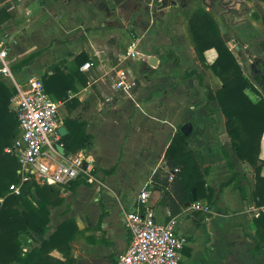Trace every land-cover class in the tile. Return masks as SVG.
Masks as SVG:
<instances>
[{"label":"crops","instance_id":"0c3cea01","mask_svg":"<svg viewBox=\"0 0 264 264\" xmlns=\"http://www.w3.org/2000/svg\"><path fill=\"white\" fill-rule=\"evenodd\" d=\"M17 1L9 6L11 17L0 27V34L8 33L10 40L7 48L11 68L42 50L31 64L16 71L22 75L19 79L12 69L23 90L30 78L41 79L54 63L62 62L64 71L72 69L80 53L89 57L83 64L94 63L88 70H81V64L86 84L79 83L76 90H69L68 102L58 101L60 127L64 126L67 134V119L83 123L91 137L89 144L71 151L60 140L53 148L47 147L44 154L45 161L54 163L68 156L84 157L92 165L90 179L80 176L65 184H53L60 189L63 200L50 206L45 234H27L28 249L40 246L64 221L73 220L76 229L70 247L54 248L52 256L63 260L72 257L74 264H118L131 240L124 224L128 212L136 207L149 208L160 220L171 217L169 207L160 203L162 192L153 187L150 178L164 165L165 149L178 128L189 123L190 146L202 152L208 167L206 180L215 195L211 203L196 197L194 201L200 202L201 208H190L192 202H188L175 216L176 228L186 238L180 264H264V255L256 252L254 257L252 252L256 248L254 217L264 209L257 207L250 196L255 167L236 156L226 132L225 116L216 100H208V91L219 90L222 81L198 59L189 30L190 16L199 9L208 11L222 33L232 34L227 45L245 76L257 91L261 90L255 77L259 76L264 84V0H161L147 3L144 12L136 0L119 5L113 0ZM6 3L9 0L0 2V9ZM52 3H58V13L54 10L57 5ZM39 11L46 13L47 19L37 27L29 28L17 20L21 15L33 21ZM255 12L260 17H251ZM24 30L25 36L18 35ZM44 30L46 40L32 42ZM57 32L62 34L57 36ZM97 34L102 39H97ZM68 42L74 47L55 54L56 48ZM48 54L52 56L46 58ZM204 55L211 65L217 51L209 48ZM41 67L43 72L39 73ZM118 70H129L136 77L133 89L113 87L108 72ZM186 71L196 73L184 76ZM0 81L11 86L1 73ZM246 92L255 100L254 90ZM10 108L14 112L12 101ZM223 149L234 162L233 168L223 156ZM260 157L264 159V137ZM126 162L130 165L125 166ZM233 171L239 173L246 187L245 197L234 182L228 183ZM76 181L82 182L75 185ZM149 189L143 203L140 193Z\"/></svg>","mask_w":264,"mask_h":264},{"label":"trees","instance_id":"16d2710c","mask_svg":"<svg viewBox=\"0 0 264 264\" xmlns=\"http://www.w3.org/2000/svg\"><path fill=\"white\" fill-rule=\"evenodd\" d=\"M10 17L9 4L6 3L0 9V27ZM189 30L198 59L204 66H210L222 81V87L216 92L209 90L207 97L217 101L225 116L226 132L236 156L255 167V183L250 196L257 207L264 208V159L260 157L264 137V97L253 100L247 94V89L258 91L227 45L232 34L229 31L222 33L208 11L199 9L190 16ZM209 48L217 51V58L211 65L207 64L204 55ZM41 53L42 50L31 53L14 64L13 71L31 64ZM88 58L85 53H80L74 59L76 66L68 71L63 70L62 62L52 64L41 74L45 91L57 101L68 102L69 90H76L79 83L87 82L80 66ZM194 73L196 71H186L184 76ZM255 79L264 89L262 79L259 76ZM14 92L10 85L0 81V264H74L72 257L63 260L51 255L54 248L70 247L76 229L73 220L61 223L40 246L24 250V236L31 232L45 234L49 229L50 206L60 204L63 199L60 189L48 183H25L20 194L10 190V185L19 181L17 170L20 167L17 156L6 149L12 147L19 136V122L10 108ZM65 122L69 132L61 140L66 148L76 151L89 144L91 137L86 134L83 123L70 119ZM190 136L178 128L165 149L164 165L150 178L153 187L162 192L160 203L169 207L171 217L180 214L185 203L193 202L194 195L208 203L215 195L214 188L206 180L208 167L204 156L200 150L190 146ZM222 152L233 168L234 162L227 151L223 149ZM80 182L76 181L75 185ZM231 182L245 197L246 187L238 172H232L228 180ZM254 223L256 248L252 252L255 257L256 252L264 255V209L259 210Z\"/></svg>","mask_w":264,"mask_h":264},{"label":"built area","instance_id":"2783aa9c","mask_svg":"<svg viewBox=\"0 0 264 264\" xmlns=\"http://www.w3.org/2000/svg\"><path fill=\"white\" fill-rule=\"evenodd\" d=\"M0 73L16 89L12 97L14 112L19 122V138L8 151L13 152L19 161V181L10 185L16 194L22 192L25 183L65 184L80 176L90 179L92 165L84 157L68 156L58 163L44 160L45 149L58 144L62 135L60 127L59 102L53 99L43 86L42 80L32 77L26 90L15 78L8 57V33L0 34ZM94 63L89 61L81 66L88 70ZM116 90L128 91L136 86V77L128 70L108 72ZM121 88V89H120ZM151 189L140 193L143 203ZM198 201L190 208L199 209ZM124 224L131 233L126 250L120 254L118 264H180L181 250L186 243L184 233L178 232L175 217L160 220L154 210L136 207L125 215Z\"/></svg>","mask_w":264,"mask_h":264},{"label":"rangeland","instance_id":"374dc122","mask_svg":"<svg viewBox=\"0 0 264 264\" xmlns=\"http://www.w3.org/2000/svg\"><path fill=\"white\" fill-rule=\"evenodd\" d=\"M9 2L10 3H8L9 4V6L11 7V5H12V2L13 3H17L18 1L17 0H9ZM52 4H56L57 6H55V8L56 9H54L55 10V13H58L59 12V6H58V3H52ZM41 11H39L38 12V14L40 13ZM71 12H73V10L72 11H70V13ZM257 12V11H256ZM256 12L255 13H253L252 15H251V17H257V16H259L260 17V15H256ZM69 13V12H68ZM38 14H37V16H38ZM41 14V13H40ZM36 16V19H33V21L31 20V21H27L28 19H26V18H24L25 16H21V15H19L18 17L15 15V17H17V20H19L21 23H25V25L26 26H28L29 28H31L33 25L35 26V27H37L38 25H40L43 21H46V19H47V17H46V13H42L40 16H38L37 17ZM262 25V24H261ZM9 27V26H8ZM7 27V28H8ZM33 29H34V27H33ZM3 31V30H2ZM25 31V33L23 34V32H19V34L18 35H20L21 37H23V36H25V34H27L26 33V30H24ZM1 32V31H0ZM47 31H43L42 32V34L41 35H38V37H35L33 40H32V42H36V43H42V42H44L45 40H46V38H47V36H48V34L46 33ZM57 34V36H59V35H61L62 33L61 32H57L56 33ZM95 37H97V39L99 38H101L102 39V36H100L99 34H97ZM72 46L74 47V45H71L69 42H68V44L67 45H65V46H63L62 45V47H58V48H56L54 51H55V54H59V52H61V50H69V49H71L72 48ZM61 48V49H60ZM249 50V49H248ZM10 56H12V54H13V50H10ZM54 53V52H53ZM243 54V53H242ZM52 55L51 54H48V56H46V58H50ZM54 56H56V55H54ZM41 65H42V63H41ZM40 65V66H41ZM38 72L39 73H42L43 72V68L41 67L40 69H38ZM17 77H18V79L22 76L21 74H17V72H16V74H15ZM10 83V82H9ZM264 97V89H262L261 88V90H259L258 89V92H252V97L255 99V100H258L260 97ZM113 155V153H111L110 154V156H112ZM224 156V155H223ZM130 165V163L129 162H126V165L125 166H129ZM24 239L25 240H28V236L27 235H25L24 236ZM29 241V240H28ZM28 244L25 242L24 243V250H28Z\"/></svg>","mask_w":264,"mask_h":264},{"label":"water","instance_id":"95a60500","mask_svg":"<svg viewBox=\"0 0 264 264\" xmlns=\"http://www.w3.org/2000/svg\"><path fill=\"white\" fill-rule=\"evenodd\" d=\"M113 1H114V3H115L116 5H119V4H121L122 2H124L125 0H113ZM136 1H138V2L142 5V9H141V10L144 12L145 9H146L145 5H146L147 3H159L161 0H136ZM180 129H181V131H182L185 135H189V134L192 132V126H191V124H189V123H185V124H183V125L180 127ZM58 131H59V133H60L62 136L65 135L66 132H67L64 126L59 127ZM194 199H196V195H194Z\"/></svg>","mask_w":264,"mask_h":264}]
</instances>
